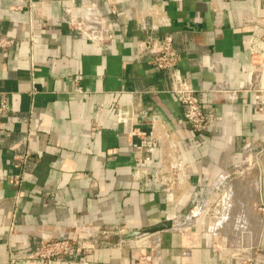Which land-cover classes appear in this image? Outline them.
Returning a JSON list of instances; mask_svg holds the SVG:
<instances>
[{
  "label": "crops",
  "instance_id": "1",
  "mask_svg": "<svg viewBox=\"0 0 264 264\" xmlns=\"http://www.w3.org/2000/svg\"><path fill=\"white\" fill-rule=\"evenodd\" d=\"M263 18L264 0H0V37L12 41L0 48V264H11V251L15 264H42L24 257L63 239L80 251L50 264H84L90 247L88 264H133L134 243L157 245L160 264H238L213 238L207 211L243 159L263 160L264 106L255 93L231 101L217 89L245 85L246 40ZM150 35L173 37L177 72L214 118L205 131L184 121L174 71L155 66ZM140 132L160 146L144 171ZM25 153L16 203L12 178ZM202 189L192 220L185 207ZM165 219L171 230L124 239Z\"/></svg>",
  "mask_w": 264,
  "mask_h": 264
},
{
  "label": "built area",
  "instance_id": "2",
  "mask_svg": "<svg viewBox=\"0 0 264 264\" xmlns=\"http://www.w3.org/2000/svg\"><path fill=\"white\" fill-rule=\"evenodd\" d=\"M68 25L79 31L83 30V21L78 20L75 16L68 13ZM103 32H96L90 35L92 41H98L103 36ZM11 40L6 37H0V48H7L11 44ZM147 49L153 53V62L158 69L161 70H173L174 71V85L172 92L176 95L178 100L184 105V121L195 132H203L208 129L213 121V116L208 113L203 104L198 91L177 72L178 52L174 44L172 36L166 35L161 39L150 35L145 40ZM246 47L250 55V61L243 68V72L246 74L247 81L243 87L238 90L230 89L226 84H221L218 87V91L225 94L228 100H236L239 92L245 91L249 93H255L259 96L260 104L264 106V18L261 23L252 30L249 38L246 40ZM6 108V105H2L0 113ZM134 135L142 139V144L137 146L136 149L139 154H146L138 159V171H144L146 164L152 162L153 157L159 150V139L147 132L133 133ZM30 159V154L25 153L16 157V168L18 172L13 176L12 183L18 188L15 195L16 203L20 199L19 188L22 186L24 179V170ZM255 164V163H254ZM254 165L245 161V169H250ZM186 179V175H184ZM156 180L165 183H170L169 179L165 176V173L156 171ZM218 192V191H217ZM207 199V198H206ZM262 206V204H261ZM202 213V212H201ZM201 215V214H200ZM264 247V243L262 245ZM249 248V247H248ZM264 249V248H262ZM245 250V249H244ZM248 250L254 257L249 259L233 257V260L238 264H252L256 260V253L260 250L257 247H252ZM80 251L77 241L72 239L63 240H46L43 241L40 246L31 254H28L24 258L37 259L42 264H50L51 261L60 259L66 256H76ZM264 251V250H263ZM93 252V249H82V256L84 257V264H88L87 257ZM133 264H160V252L157 245H138L133 244ZM20 257L15 255L14 252L10 253V263L15 264ZM248 260V261H247Z\"/></svg>",
  "mask_w": 264,
  "mask_h": 264
},
{
  "label": "rangeland",
  "instance_id": "3",
  "mask_svg": "<svg viewBox=\"0 0 264 264\" xmlns=\"http://www.w3.org/2000/svg\"><path fill=\"white\" fill-rule=\"evenodd\" d=\"M245 161L254 166L245 169ZM259 161L243 159L221 185L207 212L213 218V238L219 246L234 249L236 252L232 253L241 261L254 257L246 249L257 247L260 250L257 264H264V158ZM198 207L200 203L195 201L185 210L194 211Z\"/></svg>",
  "mask_w": 264,
  "mask_h": 264
},
{
  "label": "water",
  "instance_id": "4",
  "mask_svg": "<svg viewBox=\"0 0 264 264\" xmlns=\"http://www.w3.org/2000/svg\"><path fill=\"white\" fill-rule=\"evenodd\" d=\"M207 192L208 191H206L205 189H202L199 192L198 196L199 198H201V200L198 199V202L200 203V207L194 210L192 214L190 215V218L192 220H195L201 214V211L203 210L205 206ZM172 228H173V220L165 219L153 225H148L142 228L132 230L124 236V239L125 240H130V239L136 240V239L145 237L146 235L153 234V233H160L163 231L171 230Z\"/></svg>",
  "mask_w": 264,
  "mask_h": 264
},
{
  "label": "bare ground",
  "instance_id": "5",
  "mask_svg": "<svg viewBox=\"0 0 264 264\" xmlns=\"http://www.w3.org/2000/svg\"><path fill=\"white\" fill-rule=\"evenodd\" d=\"M92 13V12H91ZM91 15V14H90ZM93 15V14H92ZM88 18V17H87ZM97 21H98V19H97ZM88 23V22H87ZM86 25V24H85ZM92 25V24H91ZM97 25V24H96ZM98 27V26H97ZM94 29V28H93ZM97 30V29H96ZM98 31V30H97ZM102 31V30H101ZM90 32V31H89ZM93 32V31H92Z\"/></svg>",
  "mask_w": 264,
  "mask_h": 264
}]
</instances>
